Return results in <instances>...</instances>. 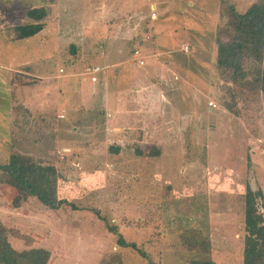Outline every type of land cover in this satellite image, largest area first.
Segmentation results:
<instances>
[{
	"label": "rangeland",
	"instance_id": "rangeland-1",
	"mask_svg": "<svg viewBox=\"0 0 264 264\" xmlns=\"http://www.w3.org/2000/svg\"><path fill=\"white\" fill-rule=\"evenodd\" d=\"M259 1L0 0V67L15 69L0 83L21 87L7 116L0 95V158L54 164L65 202L23 204L0 171L15 248H45L49 264H243L246 183L264 192V96L224 82L216 57L232 8ZM41 7L45 29L14 41ZM109 59L93 94L91 66Z\"/></svg>",
	"mask_w": 264,
	"mask_h": 264
},
{
	"label": "trees",
	"instance_id": "trees-1",
	"mask_svg": "<svg viewBox=\"0 0 264 264\" xmlns=\"http://www.w3.org/2000/svg\"><path fill=\"white\" fill-rule=\"evenodd\" d=\"M47 16L44 7L30 10L27 13L28 20L13 28L15 40H27L39 34L46 27ZM223 31L227 39H218L216 57V67L221 79L239 90L264 96V0L252 4L244 12L232 8ZM227 90L233 93L231 88ZM4 97L8 101L6 111H11L10 94ZM224 106L229 107V103L225 102ZM26 113L30 116L28 110ZM110 149L114 153L119 152V148ZM49 158L52 160L50 154ZM0 171L1 184L14 190L22 198L23 204L33 198L53 211L65 205L59 194V181L62 176L54 164L44 159L38 160L32 156L12 153L7 158H0ZM263 199L264 192L261 188L253 190L250 184L246 183L243 205V264H264ZM118 243L134 247V244H127L121 236ZM50 258L51 252L45 248H15L9 240V230L0 223V264H49ZM149 264L158 263L150 261ZM188 264L214 263L194 260Z\"/></svg>",
	"mask_w": 264,
	"mask_h": 264
},
{
	"label": "crops",
	"instance_id": "crops-1",
	"mask_svg": "<svg viewBox=\"0 0 264 264\" xmlns=\"http://www.w3.org/2000/svg\"><path fill=\"white\" fill-rule=\"evenodd\" d=\"M14 41H16L15 39H14ZM102 53H104L105 54V51H102ZM123 63H125V62H123ZM104 64H106V66L105 67H103V65ZM109 64H110V67H109ZM109 64H108V60H106L103 64H99V65H96V66H100L101 68H102V70H101V72H99L98 74H96V77H97V81L95 82V83H93L92 82V80H91V78H92V76H93V74H91V71L89 72V74H90V81H91V83H92V85L90 86V88L92 89L91 91L93 92V94H98L99 93V90L100 91H102V89H103V87H105V84H107L106 83V81H108V79L110 78L109 77V73H111V72H113L114 70L113 69H115L116 67H117V65L118 64H116V63H114V61L113 60H111V59H109ZM136 65L138 66V67H142V66H140L137 62H136ZM94 66V65H93ZM93 66H91V69H92V67ZM109 67V68H108ZM108 68V69H107ZM107 70H110V71H107ZM0 71H9L8 73V76L10 77V78H12V77H14V75H15V69H14V66L12 65H8L7 67H3L2 69H1V67H0ZM3 74L4 75H6V73L5 72H3ZM88 75V74H87ZM4 77V76H3ZM88 77V76H87ZM108 77V78H107ZM99 82H101L100 83V88H98L97 89V84L99 83ZM15 83H17L16 81H15ZM14 82L12 83L13 85H16V86H14L13 88H21L19 85L20 84H15ZM12 84H11V80H9L7 83H0V95H9L10 94V92H12V90L13 89H11V91L9 92V88L12 86ZM8 87V88H7ZM35 91H36V89H34ZM80 93L81 92H83L85 89H84V87H83V85L81 84V87H80ZM13 92H14V90H13ZM37 93H38V91H36ZM65 99V98H64ZM63 99V100H64ZM6 102H8V101H6V100H2L1 101V103L3 104V108H1V109H7V106H8V103H6ZM12 103V102H11ZM10 108H13V104L11 105V107ZM211 110V109H210ZM12 111H6V110H3L2 111V113L4 114V116H7V115H9L10 113H11ZM116 130L115 131H119L120 129L119 128H115Z\"/></svg>",
	"mask_w": 264,
	"mask_h": 264
},
{
	"label": "built area",
	"instance_id": "built-area-1",
	"mask_svg": "<svg viewBox=\"0 0 264 264\" xmlns=\"http://www.w3.org/2000/svg\"><path fill=\"white\" fill-rule=\"evenodd\" d=\"M134 57L136 58V60L140 66L144 65V61L141 59V52L139 50H137V49L134 50ZM101 70H102V68L100 66H96V67L91 69V74H93L91 80L93 83H95L97 81L96 74L101 72ZM209 105H210L209 107L211 108V110L213 108H215L214 103L210 102ZM109 116H111V115L109 114Z\"/></svg>",
	"mask_w": 264,
	"mask_h": 264
}]
</instances>
